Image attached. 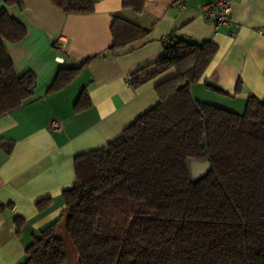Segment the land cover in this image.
<instances>
[{"label":"trees","instance_id":"obj_1","mask_svg":"<svg viewBox=\"0 0 264 264\" xmlns=\"http://www.w3.org/2000/svg\"><path fill=\"white\" fill-rule=\"evenodd\" d=\"M64 13L94 11L98 0H49ZM143 0H122L140 12ZM0 8V115L28 101L35 76L17 75L5 42L25 25ZM148 29L114 15L112 43L78 67L57 71L48 91L67 85L94 59L114 57ZM164 61L196 52L191 81L167 93L108 144L74 156L75 179L62 190L65 208L33 236L22 264H65L68 239L77 264H264V98L249 96L241 113L195 100L190 85L217 46L170 34ZM89 104L84 90L74 108ZM191 161L210 168L193 177ZM48 201L41 200L38 204ZM17 233L24 221L15 217Z\"/></svg>","mask_w":264,"mask_h":264},{"label":"crops","instance_id":"obj_2","mask_svg":"<svg viewBox=\"0 0 264 264\" xmlns=\"http://www.w3.org/2000/svg\"><path fill=\"white\" fill-rule=\"evenodd\" d=\"M143 1L140 12L122 0H98L85 14L64 13L49 0L6 7L26 27L20 42H5L6 51L15 73H32L35 84L28 101L0 115V264H22L33 236L63 212L61 193L74 182L75 155L118 138L167 93L191 81L196 52L165 62L166 36L217 46L190 85L195 100L241 113L249 96L264 98V0H234L231 20L217 27L200 12L212 0ZM114 15L148 35L118 56L92 60L63 88L48 91L59 69L78 67L110 46ZM82 90L89 104L76 110ZM52 122L61 130H52ZM15 217L24 221L19 233Z\"/></svg>","mask_w":264,"mask_h":264},{"label":"built area","instance_id":"obj_3","mask_svg":"<svg viewBox=\"0 0 264 264\" xmlns=\"http://www.w3.org/2000/svg\"><path fill=\"white\" fill-rule=\"evenodd\" d=\"M234 0H212L200 7L202 16L214 22L215 26L227 24L231 20V10ZM178 7H183L182 3H178ZM165 41L167 40L164 38ZM61 61V58H57ZM50 128L55 131H60L58 122H52Z\"/></svg>","mask_w":264,"mask_h":264},{"label":"water","instance_id":"obj_4","mask_svg":"<svg viewBox=\"0 0 264 264\" xmlns=\"http://www.w3.org/2000/svg\"><path fill=\"white\" fill-rule=\"evenodd\" d=\"M198 165L199 168L197 167ZM210 168V163L208 161H191L190 169L193 177H198L204 174Z\"/></svg>","mask_w":264,"mask_h":264},{"label":"rangeland","instance_id":"obj_5","mask_svg":"<svg viewBox=\"0 0 264 264\" xmlns=\"http://www.w3.org/2000/svg\"><path fill=\"white\" fill-rule=\"evenodd\" d=\"M66 241V245H67V253H68V258L65 264H77L76 263V255L75 252L73 250V247L71 246L70 242L68 241V239L64 238Z\"/></svg>","mask_w":264,"mask_h":264}]
</instances>
